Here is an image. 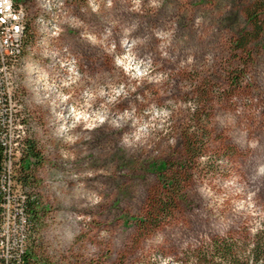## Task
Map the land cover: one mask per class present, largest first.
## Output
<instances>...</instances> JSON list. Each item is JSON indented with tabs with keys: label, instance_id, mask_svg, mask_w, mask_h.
<instances>
[{
	"label": "rangeland",
	"instance_id": "1",
	"mask_svg": "<svg viewBox=\"0 0 264 264\" xmlns=\"http://www.w3.org/2000/svg\"><path fill=\"white\" fill-rule=\"evenodd\" d=\"M22 1L36 28L39 2ZM67 12L56 46L75 59L30 40L15 78L42 157L26 186L41 199L38 254L203 264L214 238L263 229L264 0H68ZM178 171L175 207L154 223Z\"/></svg>",
	"mask_w": 264,
	"mask_h": 264
},
{
	"label": "trees",
	"instance_id": "2",
	"mask_svg": "<svg viewBox=\"0 0 264 264\" xmlns=\"http://www.w3.org/2000/svg\"><path fill=\"white\" fill-rule=\"evenodd\" d=\"M64 5L55 9L53 12L49 11L44 3L39 2V6L43 14L36 16V28L34 24L30 26L29 22L25 20L24 22V36L21 40V53L20 61L24 56V53L30 45V40L41 41L44 43V40L49 39L51 44L55 45L47 51L51 52L50 55L54 59L62 60L65 57L67 60L75 57L68 51V48L65 46L57 47L56 39L59 37L62 30L63 19L67 13L68 0H64ZM23 3V1L21 2ZM20 9L24 11V17H27V11L23 4H20ZM251 19L255 21L256 16L251 15ZM56 22L58 25V30L56 32L50 31L46 24L43 23ZM256 27L260 26L255 22ZM36 29L41 32V40H38V32ZM252 35L250 32L243 34L236 44L237 48H244L248 45L249 40ZM56 48V49H55ZM61 56L58 57V54ZM19 65L21 64L18 62ZM17 67V71L19 69ZM18 88L16 90V95ZM16 99V96H15ZM7 100V98H6ZM195 136H188L187 143L188 147H195L194 140ZM22 147H25L23 155L21 156L20 163L21 169L18 173L19 179L22 180L25 186L33 183V167L41 161V153L35 140L32 137L26 136L22 139ZM190 149V148H189ZM1 158V151H0ZM166 164V163H165ZM184 166L181 167V169ZM162 169L157 168L158 171L162 172ZM163 173V172H162ZM186 182V179L182 176L181 171L171 177L170 186H167V191H163L160 195L156 196L151 203V208L149 210V219L154 220V223H158L160 217H166L172 213V209L175 207L178 189ZM27 198L23 202L24 208L28 211V223H29V234H28V244L24 248L23 252L19 255V264H52V262L45 257H42L38 254L36 250V237L34 235V230L38 221L41 219V199L38 193L35 191L27 190ZM0 202H1V193H0ZM199 255H201V261L203 264H264V228L251 234L237 235V236H218L204 248L198 249Z\"/></svg>",
	"mask_w": 264,
	"mask_h": 264
},
{
	"label": "built area",
	"instance_id": "3",
	"mask_svg": "<svg viewBox=\"0 0 264 264\" xmlns=\"http://www.w3.org/2000/svg\"><path fill=\"white\" fill-rule=\"evenodd\" d=\"M20 2L0 0V264H18V254L29 240L28 211L23 206L28 194L18 177L25 150L21 140L27 136V121L18 96L6 100V89L16 78L14 62H20L22 42H14V33L22 36L20 21L28 19L18 20Z\"/></svg>",
	"mask_w": 264,
	"mask_h": 264
},
{
	"label": "bare ground",
	"instance_id": "4",
	"mask_svg": "<svg viewBox=\"0 0 264 264\" xmlns=\"http://www.w3.org/2000/svg\"><path fill=\"white\" fill-rule=\"evenodd\" d=\"M41 1L42 3H44V5L46 6V8L49 10V11H54L56 8L59 9V7H62L64 5V0H39ZM61 3V4H60ZM20 4H23L20 2ZM20 4H19V12H18V20H23L25 19L24 17V11L23 9L21 10L20 9ZM24 22H26L25 20L23 21H20V26H21V31H22V36H24ZM43 24H46L48 29L50 31H53V32H56L58 29V25L56 24V22H50V23H43ZM22 36H21V33H14V42H21L22 40ZM21 46H20V51H19V57H20V53H21ZM59 61V60H58ZM19 63L18 62H14V72L17 74V67H18ZM16 90H17V86L14 82L13 85H10L7 87L6 89V98L8 101L10 100H15V96H16ZM27 136H28V133H27ZM26 138V136H24L22 139ZM21 147H22V140H21ZM26 248V247H24ZM23 248V250H24ZM22 252H20L18 255H20ZM18 259H19V256H18ZM18 264H19V260H18Z\"/></svg>",
	"mask_w": 264,
	"mask_h": 264
}]
</instances>
